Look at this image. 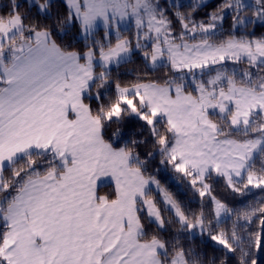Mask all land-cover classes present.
<instances>
[{"label":"snow or ice","instance_id":"snow-or-ice-1","mask_svg":"<svg viewBox=\"0 0 264 264\" xmlns=\"http://www.w3.org/2000/svg\"><path fill=\"white\" fill-rule=\"evenodd\" d=\"M64 3L0 12V264H216L192 246L205 234L219 264H257L264 197L233 209L214 185L264 193V0H223L201 19L208 0ZM137 56L164 76L121 80ZM157 157L199 211L149 172Z\"/></svg>","mask_w":264,"mask_h":264},{"label":"trees","instance_id":"trees-1","mask_svg":"<svg viewBox=\"0 0 264 264\" xmlns=\"http://www.w3.org/2000/svg\"><path fill=\"white\" fill-rule=\"evenodd\" d=\"M180 3L188 4L191 2V0H179ZM20 2H23V0H20ZM223 0H210L208 1V6L205 8L197 9V11L194 13L197 19H201L207 15L208 12L213 11L215 9V6L222 3ZM55 3L57 5L56 9H54L55 12H59L61 14L67 13V7L63 0H55ZM9 5V0H0V12H4L7 10V6ZM187 10V9H182ZM33 12H35V9H33ZM231 24L230 17L225 20V28L227 29ZM177 29H179V25H176ZM78 29L74 30L77 31ZM261 33H264V26L257 25L256 27V34L260 35ZM72 40V37H65L64 42L68 43ZM75 47L82 48L83 42L79 39L75 42ZM147 72V78L148 79H159L164 76V71L161 70L159 72H149L148 69L145 67L144 62L141 60L139 56H137L134 59V62L132 64L126 65L120 69V79L123 81H133L136 78V75L138 73H146ZM134 127H137L138 125L133 123ZM140 151L143 153L145 149L141 148ZM149 172L156 176L158 180H160L161 185L166 188L170 193H172L178 200H180L185 207L190 211H199L200 209V197L198 194H193L192 191L189 190L186 181H181L176 178V174H174L170 169L165 171L164 167L159 164V157L156 158L154 162H152L149 166ZM216 191L215 195L218 196V198L223 199L230 208L233 209H242L244 206L249 204L250 202H253L257 199H260L261 197H264V193L260 192V190L253 189L251 194L247 196H239L236 194H231L229 191H226L223 187V182L221 181L219 184L214 185ZM105 190L101 191L103 193L110 192L112 190L111 185L105 186ZM106 188L108 189L106 190ZM158 200L159 198L156 197ZM159 201V200H158ZM162 206V205H161ZM205 210L206 212L211 214V204L207 201V198H205ZM167 215V214H166ZM235 219L233 216L232 219L227 220L226 222L222 223L220 225V228H223L225 230L230 231L232 227V220ZM175 227L173 226L170 231H174ZM258 228V221L253 220V223L249 226L248 232H255ZM243 235H247V233L242 232ZM192 246L196 248V250L200 253H202L206 258H215L216 264H219V261L224 258L225 250L222 246L216 244L214 241L210 239V237L205 234L203 237L197 236L192 241ZM255 255L254 258L257 259V264H264V243H262V248L259 252H255L253 250ZM227 264H238V259L236 254H228L227 257Z\"/></svg>","mask_w":264,"mask_h":264},{"label":"rangeland","instance_id":"rangeland-1","mask_svg":"<svg viewBox=\"0 0 264 264\" xmlns=\"http://www.w3.org/2000/svg\"><path fill=\"white\" fill-rule=\"evenodd\" d=\"M64 1V0H63ZM208 1H210V0H208ZM178 2L180 3V1L178 0ZM161 3L162 4H164L165 3V0H161ZM100 35H102V32L100 33ZM126 35L130 38V39H132L133 38V33H131V32H129V33H126ZM111 187L113 188V186L111 185ZM154 187V186H153ZM108 188H106V190H107ZM103 191L105 190V188H103L102 189ZM110 189H108V191H109ZM101 193H102V191H101ZM152 195L156 198H159L158 200L160 201L161 200V196L157 193V192H153L152 193ZM163 206V205H162Z\"/></svg>","mask_w":264,"mask_h":264},{"label":"crops","instance_id":"crops-1","mask_svg":"<svg viewBox=\"0 0 264 264\" xmlns=\"http://www.w3.org/2000/svg\"><path fill=\"white\" fill-rule=\"evenodd\" d=\"M101 194H103V192Z\"/></svg>","mask_w":264,"mask_h":264}]
</instances>
